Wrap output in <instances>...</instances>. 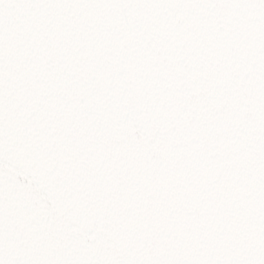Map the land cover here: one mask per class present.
I'll return each mask as SVG.
<instances>
[{
  "label": "snow or ice",
  "instance_id": "6c2138e0",
  "mask_svg": "<svg viewBox=\"0 0 264 264\" xmlns=\"http://www.w3.org/2000/svg\"><path fill=\"white\" fill-rule=\"evenodd\" d=\"M0 264H264V0H0Z\"/></svg>",
  "mask_w": 264,
  "mask_h": 264
}]
</instances>
